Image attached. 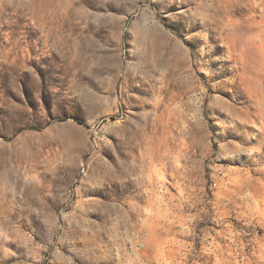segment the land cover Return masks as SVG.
I'll return each instance as SVG.
<instances>
[{
  "label": "rangeland",
  "instance_id": "374dc122",
  "mask_svg": "<svg viewBox=\"0 0 264 264\" xmlns=\"http://www.w3.org/2000/svg\"><path fill=\"white\" fill-rule=\"evenodd\" d=\"M0 264H264V0H0Z\"/></svg>",
  "mask_w": 264,
  "mask_h": 264
}]
</instances>
